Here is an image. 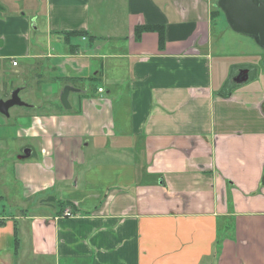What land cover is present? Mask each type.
<instances>
[{
    "label": "crops",
    "instance_id": "crops-1",
    "mask_svg": "<svg viewBox=\"0 0 264 264\" xmlns=\"http://www.w3.org/2000/svg\"><path fill=\"white\" fill-rule=\"evenodd\" d=\"M221 12L216 0H0V60L52 59L49 80L79 89L70 110L39 101L6 124L16 153L34 147L10 161L24 195L4 207V235L18 262L29 223L33 264H264V83L236 90L259 76L244 63L218 85Z\"/></svg>",
    "mask_w": 264,
    "mask_h": 264
},
{
    "label": "rangeland",
    "instance_id": "rangeland-1",
    "mask_svg": "<svg viewBox=\"0 0 264 264\" xmlns=\"http://www.w3.org/2000/svg\"><path fill=\"white\" fill-rule=\"evenodd\" d=\"M212 55L214 62V77L218 82V85L222 82L225 77H228L229 68L232 64H244L251 63L253 66H257L259 75L256 79L253 78L249 82L244 85H234V88L238 91H256L259 83H264V65L261 63L262 50L254 43L251 38L245 37L239 33L232 31L225 19L224 14L221 12L216 23L213 25L212 29ZM73 43H77L82 47L86 44L87 41L81 40V37H73ZM43 49L46 48V42L42 41ZM55 43V42H54ZM53 43V44H54ZM63 44V41H62ZM64 45V44H63ZM120 43L118 42H101L98 46H101L102 51L111 53L115 47H119ZM51 50L49 52L56 53L58 49L55 46H51ZM44 59L37 60L35 63H30L27 67L19 63L18 67H13L11 65V61L8 59L0 60V98L5 99L15 88L19 87V83L26 84L28 87H32L29 92L21 91L19 93V97L35 106L39 104V101L46 102L50 100L49 103H52L54 100H58V96L62 88L65 86L64 82L61 80H49L48 73L50 68V62L48 59L43 61ZM34 62V61H33ZM19 72L20 75L16 77V72ZM23 72V73H22ZM38 74H42V81L37 79ZM25 77V78H24ZM55 83L56 90L55 94L49 93L48 88L49 85ZM90 83V82H86ZM92 85H104L103 81L91 82ZM48 88L45 89V88ZM86 87H90V85L86 84ZM23 88V87H22ZM45 89V90H44ZM43 93H48V95L44 96ZM28 93V94H27ZM74 97L75 93H70L69 101L72 105H74ZM43 99V100H39ZM58 102V101H57ZM48 107L42 108V110H46ZM26 107L23 106H13L9 109L10 119H7L5 116L0 114V123H4V126L0 125V136H4L5 141L7 142L8 149L5 151H0V182L4 181L7 185L6 194L8 193L9 197L3 203L6 208V213L10 212L11 209H17L18 205L21 204L19 200H21L22 196L19 188L16 186V182L13 177V172L11 169L10 161L15 162L19 161L15 157L16 149L20 142L17 139L13 138L15 134V129L9 128L6 124H10V121L14 124L17 123L15 120V116L19 114L29 113ZM14 126V125H13ZM20 141V140H19ZM26 141V140H24ZM5 158V163L7 162V168L4 169L3 159ZM28 204L26 205V207ZM18 210L15 211L17 213ZM26 232L24 238H22V247L26 250L25 258L22 262H18L22 259V257L14 253V240L7 235H4V247L5 249H10L12 251L11 256L14 257L13 264H33V254L31 249V241H30V233H29V223L25 224ZM14 248V249H13ZM7 254V253H6ZM53 264V262H51Z\"/></svg>",
    "mask_w": 264,
    "mask_h": 264
},
{
    "label": "water",
    "instance_id": "water-1",
    "mask_svg": "<svg viewBox=\"0 0 264 264\" xmlns=\"http://www.w3.org/2000/svg\"><path fill=\"white\" fill-rule=\"evenodd\" d=\"M217 7L225 16L231 30L251 38L264 52V0H216ZM264 65V58H263ZM248 69H241L235 81L242 82L248 76ZM21 88H15L10 96L0 99V114L9 117V109L13 106L30 107V104L19 97ZM79 89L72 85H65L59 93L58 100L65 110H70L68 96ZM31 148L27 147L17 159H25L30 156Z\"/></svg>",
    "mask_w": 264,
    "mask_h": 264
},
{
    "label": "flooded vegetation",
    "instance_id": "flooded-vegetation-1",
    "mask_svg": "<svg viewBox=\"0 0 264 264\" xmlns=\"http://www.w3.org/2000/svg\"><path fill=\"white\" fill-rule=\"evenodd\" d=\"M9 96H10V94L5 99H7ZM0 99H3V98H0ZM5 99H3V100H5ZM1 115H3V114H1ZM0 139H1V141L3 143L4 142L6 143V141L4 140V136L3 137H0ZM27 147H31L32 148V152H33V150H34L33 149L34 148L33 147V144H29V145H26V146L19 147V151L15 154V156L17 157L18 155L22 154L23 153V150L25 148H27ZM5 149L6 148H5V145H4V150L3 151H5ZM3 160H4L3 164H4V169H5V168H7V165H6L7 162L5 163V158ZM11 169H12L13 175L15 176V172H16L15 165L12 164L11 165ZM18 188L20 190L21 196L23 197V195H24L23 187L19 184V187ZM6 190H7L6 184L4 183V181H1L0 182V264H4V209L5 208H4L3 203L7 199L6 198V196H7ZM7 201H8V199H7Z\"/></svg>",
    "mask_w": 264,
    "mask_h": 264
},
{
    "label": "trees",
    "instance_id": "trees-1",
    "mask_svg": "<svg viewBox=\"0 0 264 264\" xmlns=\"http://www.w3.org/2000/svg\"><path fill=\"white\" fill-rule=\"evenodd\" d=\"M149 27H136L135 29V33L136 35H139L143 30L145 29H148ZM65 34H68V35H72V36H79L81 34H83L82 31H79V30H75V31H69V32H64ZM66 37H68L66 35ZM160 40H162V34L160 32ZM162 43V41L160 42V44ZM72 85L76 86L75 84L72 83ZM59 108V107H58ZM60 110H62L61 108H59ZM260 186L264 185V169L262 171V175H261V178H260V183H259ZM55 200H54V197L51 196V197H46V199L42 200L43 203H53Z\"/></svg>",
    "mask_w": 264,
    "mask_h": 264
},
{
    "label": "built area",
    "instance_id": "built-area-1",
    "mask_svg": "<svg viewBox=\"0 0 264 264\" xmlns=\"http://www.w3.org/2000/svg\"><path fill=\"white\" fill-rule=\"evenodd\" d=\"M17 62L14 60L12 61V65H16ZM64 216H67V217H71L73 216L74 214L70 211V210H65L64 213H63Z\"/></svg>",
    "mask_w": 264,
    "mask_h": 264
}]
</instances>
